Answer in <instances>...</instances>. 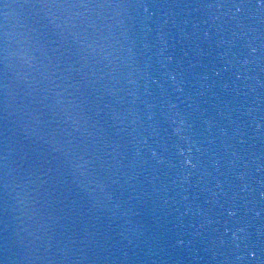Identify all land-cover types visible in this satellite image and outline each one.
Returning a JSON list of instances; mask_svg holds the SVG:
<instances>
[{"label": "water", "instance_id": "obj_1", "mask_svg": "<svg viewBox=\"0 0 264 264\" xmlns=\"http://www.w3.org/2000/svg\"><path fill=\"white\" fill-rule=\"evenodd\" d=\"M0 264H264V0H0Z\"/></svg>", "mask_w": 264, "mask_h": 264}]
</instances>
